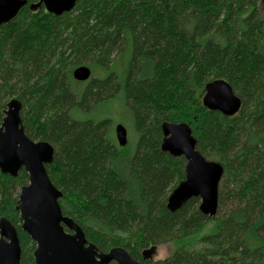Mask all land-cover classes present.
Listing matches in <instances>:
<instances>
[{
    "label": "trees",
    "instance_id": "obj_1",
    "mask_svg": "<svg viewBox=\"0 0 264 264\" xmlns=\"http://www.w3.org/2000/svg\"><path fill=\"white\" fill-rule=\"evenodd\" d=\"M24 1L0 27V126L19 100L26 135L55 150L47 171L63 215L100 251L124 248L142 264H264V0H78L61 16ZM80 66L87 82L73 77ZM219 79L242 102L233 117L203 106ZM111 101L133 117L125 147L111 120L78 117ZM165 122L189 125L201 155L223 166L215 217L199 198L168 209L186 159L162 150ZM28 182L0 171V220L18 232L21 264L36 248L17 210ZM170 242L180 246L168 259H144Z\"/></svg>",
    "mask_w": 264,
    "mask_h": 264
},
{
    "label": "water",
    "instance_id": "obj_2",
    "mask_svg": "<svg viewBox=\"0 0 264 264\" xmlns=\"http://www.w3.org/2000/svg\"><path fill=\"white\" fill-rule=\"evenodd\" d=\"M78 0H42L48 13L61 16L71 12ZM24 0H0V27L15 19L26 5ZM92 71L80 66L73 72L78 82H87ZM203 106L227 117L237 115L242 102L231 86L222 79L206 85ZM22 104L13 99L7 105L0 126V171L17 177L24 170L29 182L23 186L17 203L22 231L36 244L34 264H142L124 248L100 251L89 242L83 229L63 215L60 199L63 193L51 181L47 166L54 161L55 150L48 142H35L25 133L21 119ZM162 150L173 157L186 159L185 179L168 197V209L180 210L192 198L200 199V211L213 218L219 206V185L223 166L209 161L197 150V141L185 123L162 124ZM120 147L128 144V132L123 124L115 127ZM156 247L143 252L151 259ZM21 244L16 228L5 218L0 220V264H21Z\"/></svg>",
    "mask_w": 264,
    "mask_h": 264
},
{
    "label": "rangeland",
    "instance_id": "obj_3",
    "mask_svg": "<svg viewBox=\"0 0 264 264\" xmlns=\"http://www.w3.org/2000/svg\"><path fill=\"white\" fill-rule=\"evenodd\" d=\"M264 8V4L262 5ZM264 16V12H263ZM129 48L125 54H123L122 58L119 59L120 66L117 67L118 70H122L126 67L127 61L130 58V40L129 44L127 45ZM111 101L109 103L100 104L96 109L88 111L86 113L81 114L78 117L82 120H95V121H102V120H111L113 124V132L117 124H123L128 132V136L132 138L134 133V126H133V117L131 112L127 109L124 103ZM213 228V224H209L206 228L200 233V235H204L208 233ZM199 235V236H200ZM180 244L176 243H166L164 245L156 247L155 253L152 256L153 261H162L168 259L173 255V253L178 249Z\"/></svg>",
    "mask_w": 264,
    "mask_h": 264
}]
</instances>
